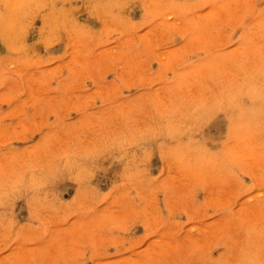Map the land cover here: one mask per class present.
<instances>
[{"label":"rangeland","instance_id":"1","mask_svg":"<svg viewBox=\"0 0 264 264\" xmlns=\"http://www.w3.org/2000/svg\"><path fill=\"white\" fill-rule=\"evenodd\" d=\"M0 264H264V0H0Z\"/></svg>","mask_w":264,"mask_h":264}]
</instances>
